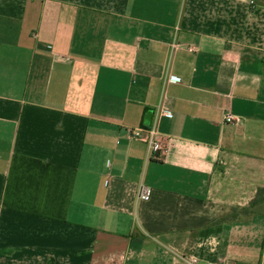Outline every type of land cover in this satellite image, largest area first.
<instances>
[{"label":"crops","instance_id":"0c3cea01","mask_svg":"<svg viewBox=\"0 0 264 264\" xmlns=\"http://www.w3.org/2000/svg\"><path fill=\"white\" fill-rule=\"evenodd\" d=\"M260 189L264 0H0V264H264Z\"/></svg>","mask_w":264,"mask_h":264},{"label":"built area","instance_id":"2783aa9c","mask_svg":"<svg viewBox=\"0 0 264 264\" xmlns=\"http://www.w3.org/2000/svg\"><path fill=\"white\" fill-rule=\"evenodd\" d=\"M190 48L192 49V46H190ZM237 120V117L229 113L225 116V121L227 122ZM129 138L145 143L149 150L152 152H165L167 149V139L161 136L155 125L129 128ZM137 195L138 198L147 200L149 198L150 191L146 186L140 185ZM186 262L187 264H198V259L196 257H190L186 260ZM202 264L217 263L212 261H206Z\"/></svg>","mask_w":264,"mask_h":264},{"label":"trees","instance_id":"16d2710c","mask_svg":"<svg viewBox=\"0 0 264 264\" xmlns=\"http://www.w3.org/2000/svg\"><path fill=\"white\" fill-rule=\"evenodd\" d=\"M262 192H264V190H263V189H260V190L258 191V195H260V193H262ZM257 199H258V197H257ZM48 264H50V263H48Z\"/></svg>","mask_w":264,"mask_h":264}]
</instances>
